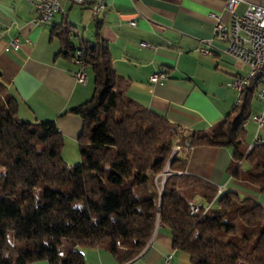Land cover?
<instances>
[{
    "label": "trees",
    "instance_id": "1",
    "mask_svg": "<svg viewBox=\"0 0 264 264\" xmlns=\"http://www.w3.org/2000/svg\"><path fill=\"white\" fill-rule=\"evenodd\" d=\"M64 32L57 33L61 51L72 58L76 47ZM94 38L79 44L93 93L70 109L82 120L80 160L71 165L55 122L19 117L0 73V264H84L86 247L125 263L145 249L157 224L190 264H264V203L182 173L191 147H230L227 172L264 195V142L249 150L246 142L256 79L231 113L180 136L167 118L127 95L97 24ZM167 165L173 173L161 190L156 181ZM191 199L210 207L190 214Z\"/></svg>",
    "mask_w": 264,
    "mask_h": 264
},
{
    "label": "crops",
    "instance_id": "2",
    "mask_svg": "<svg viewBox=\"0 0 264 264\" xmlns=\"http://www.w3.org/2000/svg\"><path fill=\"white\" fill-rule=\"evenodd\" d=\"M105 2L106 9L93 15L88 6L80 5L75 11L74 4L61 1L62 10L47 22L51 26H34L32 0H0L1 80L18 101L19 117L55 122L64 138L62 156L69 165L80 160L77 137L82 125L81 118L70 109L92 96L93 73L87 67L86 83L74 80L72 72L78 64L61 51L59 32L69 31L70 42L79 47L81 40L94 41L97 24L114 70L128 82L127 95L167 118L177 126L180 136L208 130L231 113L237 91L224 83L245 74L247 67L224 54L226 43L213 34L212 14L229 21L226 0ZM249 2L264 5V0H241L237 10L243 11ZM75 13L79 18L71 16ZM73 37L78 44H74ZM13 38L18 39V49L5 50ZM199 46L209 47L211 53H199ZM156 72L166 75L161 83L149 81ZM260 108L259 101H252L250 115ZM255 133L256 123L251 120L246 128L249 145ZM258 135L264 142V121ZM231 157L230 147L193 146L182 173L214 184L220 193L233 190L264 203L258 186L227 172ZM82 252L84 264H159L168 254L169 264H190L188 255L174 248L170 230L161 224L156 225L145 249L128 262L119 263L100 248L86 247ZM26 264L49 263L36 260Z\"/></svg>",
    "mask_w": 264,
    "mask_h": 264
},
{
    "label": "built area",
    "instance_id": "3",
    "mask_svg": "<svg viewBox=\"0 0 264 264\" xmlns=\"http://www.w3.org/2000/svg\"><path fill=\"white\" fill-rule=\"evenodd\" d=\"M61 1L71 4L88 6L93 15H98L106 9L105 0H32L35 15L31 20L32 25H39L49 22L53 16L62 10ZM241 0H226V9L229 13V21H225L218 14H212L214 20L213 34L220 41L226 43L222 52L239 63L247 67L245 74H237L224 83V86L233 88L237 91L236 103L240 102L241 91L248 86L254 79L255 73H264V5L249 2L243 11H238ZM18 39L13 38L5 50H17ZM198 52L207 55L211 49L207 46H199ZM73 60L78 64V68L72 72L74 80L85 84L87 81L86 64L83 61L82 50L76 47L73 51ZM166 78L165 73H153L149 76V81L161 83ZM254 96L260 102V111L251 115V120L256 123V133L253 143L248 146V150L259 143V129L264 121V82L257 83ZM177 149L179 146L176 147ZM177 149H174L177 150ZM172 173L168 171L167 175ZM162 175V174H161ZM163 176L161 179L162 186ZM189 209H193V214L200 208L205 212L209 204L201 205L194 199L188 201ZM171 254H168L159 264H169Z\"/></svg>",
    "mask_w": 264,
    "mask_h": 264
},
{
    "label": "rangeland",
    "instance_id": "4",
    "mask_svg": "<svg viewBox=\"0 0 264 264\" xmlns=\"http://www.w3.org/2000/svg\"><path fill=\"white\" fill-rule=\"evenodd\" d=\"M75 6H74V10L75 11H77L78 10V8H79V6L80 5H76V4H74ZM84 6V5H83ZM71 16H73L74 18H79V15H77L76 13L75 14H72ZM56 18H60V16L59 17H56ZM78 21V20H77ZM43 24V23H42ZM46 24H48V23H46ZM49 26H51L50 25V23L48 24ZM73 42H74V44L76 45V44H78V41H77V39L75 38V37H73ZM72 59H73V57H72ZM86 68H87V66H86ZM90 70V69H89ZM256 101H258L257 100V98L256 97H254L253 98V102L255 103ZM251 116V115H250ZM248 117V119L246 120V122H245V127L248 129L249 128V126L251 125V117ZM253 133H254V131H253ZM253 141V135L251 136V141L250 142H252ZM178 145H176L175 147H174V149H177L176 147H177ZM174 149H173V151H174ZM179 149V148H178ZM177 149V150H178ZM176 150V151H177ZM243 167H246V163H244L243 164ZM165 170V169H164ZM168 171H170V170H168ZM173 173V172H172ZM161 179H162V175L161 176H159L158 178H157V181H156V184H157V186H158V188H160L161 189Z\"/></svg>",
    "mask_w": 264,
    "mask_h": 264
},
{
    "label": "bare ground",
    "instance_id": "5",
    "mask_svg": "<svg viewBox=\"0 0 264 264\" xmlns=\"http://www.w3.org/2000/svg\"><path fill=\"white\" fill-rule=\"evenodd\" d=\"M254 78L256 79V83H263L264 82V73H255ZM261 139H259V143H261ZM190 214H193V209H189Z\"/></svg>",
    "mask_w": 264,
    "mask_h": 264
},
{
    "label": "water",
    "instance_id": "6",
    "mask_svg": "<svg viewBox=\"0 0 264 264\" xmlns=\"http://www.w3.org/2000/svg\"><path fill=\"white\" fill-rule=\"evenodd\" d=\"M176 153V150L175 151H173V153H172V156H173V154H175ZM168 170H169V165H167L166 166V168H165V170H164V172L162 173V176H163V181H162V186H161V190H162V188H163V185H164V182H165V180H166V177H167V172H168ZM170 174H172V173H170ZM161 192V191H160ZM162 196V193L160 194V197Z\"/></svg>",
    "mask_w": 264,
    "mask_h": 264
}]
</instances>
